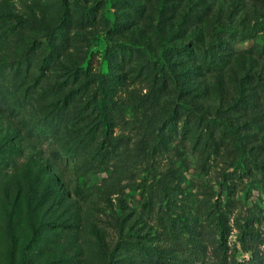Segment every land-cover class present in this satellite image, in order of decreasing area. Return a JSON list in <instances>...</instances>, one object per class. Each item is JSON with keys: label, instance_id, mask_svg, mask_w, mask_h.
Segmentation results:
<instances>
[{"label": "rangeland", "instance_id": "374dc122", "mask_svg": "<svg viewBox=\"0 0 264 264\" xmlns=\"http://www.w3.org/2000/svg\"><path fill=\"white\" fill-rule=\"evenodd\" d=\"M243 229L264 238V0H0V264H216Z\"/></svg>", "mask_w": 264, "mask_h": 264}, {"label": "trees", "instance_id": "16d2710c", "mask_svg": "<svg viewBox=\"0 0 264 264\" xmlns=\"http://www.w3.org/2000/svg\"><path fill=\"white\" fill-rule=\"evenodd\" d=\"M205 57L207 56V52H204ZM97 67V66H96ZM111 76V77H110ZM110 76H102L101 77V83L99 82L97 87H94V84H92V92L96 96V98H100L101 100V106L102 102L106 100V102L113 103L114 102V93H108L109 88L108 85H119L114 79L113 75ZM104 82V84H102ZM108 91V92H107ZM98 94V95H96ZM175 116L172 114L170 117L166 118L165 121L162 124V135L166 137V141H170L174 136L176 135V130H177V124L175 121ZM185 127V126H184ZM184 130V129H183ZM165 144V143H163ZM67 147V146H66ZM152 194V193H151ZM147 201L149 202V206L152 209L154 204L155 199L147 198ZM212 210V211H211ZM232 209L226 208L224 205V208L218 207L217 209H207V216L210 218V223L213 225L214 229H220L221 231L224 230V225L222 224V220L228 221L229 216L232 213ZM211 212V216L209 213ZM250 219L255 220V215L254 213H250L248 216ZM164 222V223H163ZM167 220H162L159 222L158 227L162 229V235L172 241L176 242L175 240L178 238V234H176L173 230H175L176 225L174 224L173 220H169V227H167ZM248 222V221H247ZM194 225H187L185 227V232L189 230V228H192ZM193 230V229H192ZM194 231V230H193ZM179 234H183V231L178 230ZM222 233V232H221ZM242 235L243 239L241 240L242 244V250L245 252H249L250 255L248 258H243V259H236L234 256L228 260L226 256H219L217 259L216 264H264V252L259 249V246L261 244H264V238L259 236L258 234L255 233H250L248 230L243 229L242 230ZM183 238H185V235H182ZM199 256V254H197ZM159 256V255H158ZM198 260L201 261V257L199 256L197 258ZM196 264V258L195 260L190 259L188 263L186 264ZM185 264V263H184Z\"/></svg>", "mask_w": 264, "mask_h": 264}]
</instances>
